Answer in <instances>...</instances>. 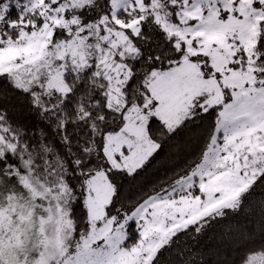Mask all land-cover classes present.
Segmentation results:
<instances>
[{
    "label": "snow or ice",
    "instance_id": "6c2138e0",
    "mask_svg": "<svg viewBox=\"0 0 264 264\" xmlns=\"http://www.w3.org/2000/svg\"><path fill=\"white\" fill-rule=\"evenodd\" d=\"M0 264H264V0H0Z\"/></svg>",
    "mask_w": 264,
    "mask_h": 264
}]
</instances>
